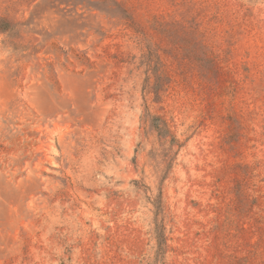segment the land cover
<instances>
[{
	"label": "rangeland",
	"instance_id": "374dc122",
	"mask_svg": "<svg viewBox=\"0 0 264 264\" xmlns=\"http://www.w3.org/2000/svg\"><path fill=\"white\" fill-rule=\"evenodd\" d=\"M0 264H264V0H0Z\"/></svg>",
	"mask_w": 264,
	"mask_h": 264
}]
</instances>
